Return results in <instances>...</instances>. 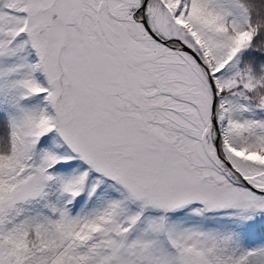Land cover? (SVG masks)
Listing matches in <instances>:
<instances>
[{
    "label": "snow or ice",
    "instance_id": "6c2138e0",
    "mask_svg": "<svg viewBox=\"0 0 264 264\" xmlns=\"http://www.w3.org/2000/svg\"><path fill=\"white\" fill-rule=\"evenodd\" d=\"M0 264H264V0H0Z\"/></svg>",
    "mask_w": 264,
    "mask_h": 264
}]
</instances>
